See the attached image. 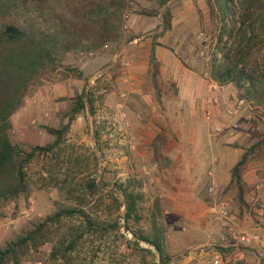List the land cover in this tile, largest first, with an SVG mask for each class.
<instances>
[{
	"label": "rangeland",
	"instance_id": "1",
	"mask_svg": "<svg viewBox=\"0 0 264 264\" xmlns=\"http://www.w3.org/2000/svg\"><path fill=\"white\" fill-rule=\"evenodd\" d=\"M233 2L237 7L238 0ZM76 6V0L69 2L68 10L74 11ZM166 7L172 13L169 31L164 30L161 15L142 14L154 10V4L138 1L130 4L119 24L112 25L115 28L107 34L108 38L99 41L94 39L98 26L91 25L92 33H88L87 28H82L86 19L77 15L73 24L83 29L82 37L78 46L68 52L64 68L76 69L81 77L64 78L59 73L47 76L38 91L12 116L10 135L14 143L44 146L55 139L46 127L60 129L67 122L63 114L77 95L87 92L94 99L93 109L87 108L71 123L62 142L59 169L48 173L49 159L33 160L29 176L34 191L28 200L21 198L1 211L0 247L58 207L73 205L68 189H75L79 195L93 179L106 183V187L96 197L89 198L86 209L100 225H114L104 236L88 239L73 254L70 263L52 259L53 244L49 243L23 264H160L157 252L149 244L140 242L142 248L152 250L155 255L135 250L133 234L125 228L124 206L118 210L111 203L108 190L122 184L134 186L144 196L139 205L141 220L134 223V229L151 235L155 216L157 227L166 230L172 264H183L189 257L196 260L191 259L188 264H195L200 260L201 249L217 250L200 240L220 232L213 229L211 222L206 228H199L197 223L181 224L182 210L177 197L180 183L175 180L176 176L181 177V169L175 149L187 142V120L193 117L199 122L196 132L201 133L200 145L206 136L224 137L220 144L230 146L233 153H238L234 143L250 147L264 136V119L238 116L235 140H230L226 132L217 135L212 131L205 116L207 81L211 67L222 57L223 48L231 45L228 42L231 26L225 24L217 5H210L208 0H173ZM87 36L93 37L87 39ZM259 40L264 41V35L254 41ZM92 42L96 45L92 46ZM153 48L156 75L150 63ZM247 66L264 69V46L257 45ZM178 67L181 70L176 73ZM177 81L187 87L184 102L180 104L174 97L178 94ZM137 88L141 94H137ZM212 116L219 125L230 122L225 106L214 107ZM157 152L161 158L156 156ZM261 192L263 196L251 206L254 203L252 208L261 210L264 218V188ZM235 194L237 198L236 189ZM222 196L229 200L232 197L229 189ZM200 210L210 216L208 205ZM251 213L253 221L256 218ZM263 222L264 219L258 223ZM74 223L79 222H66L63 230ZM262 228L263 232L257 234L264 243V225ZM258 258L264 264V258Z\"/></svg>",
	"mask_w": 264,
	"mask_h": 264
},
{
	"label": "trees",
	"instance_id": "2",
	"mask_svg": "<svg viewBox=\"0 0 264 264\" xmlns=\"http://www.w3.org/2000/svg\"><path fill=\"white\" fill-rule=\"evenodd\" d=\"M72 1L0 0V214L9 204L17 203L21 198L28 200L32 195L34 188L30 183L29 170L34 159H49L48 173H55L59 169L62 142L71 123L87 108L93 109L92 94L82 92L64 112L63 119L67 122L60 129L46 127L47 132L55 137L53 142L41 146L17 144L11 139L12 116L27 98L38 91L47 76L59 73L64 78L81 77L76 69L64 68V62L68 52L78 46L83 26L88 33H92L91 25L98 26L95 41L108 38L107 34L115 28L112 25L120 23L130 4L145 1L156 8L142 14L151 17L161 15L164 30L169 31L172 27V13L166 6L173 0H76L77 6L74 11H70L68 7ZM208 2L217 5L225 24L231 26L228 32L231 45L223 48L221 59L211 67V78L220 84H232L243 97L263 104L264 69H251L247 61L257 45L264 46L263 40L254 41L264 35V0H238L237 7L233 0ZM77 15L86 19L81 29L73 24ZM95 45L92 42V46ZM155 62L153 48L150 63L156 75ZM233 147L242 149L243 153L231 169V181L227 189H236V200L241 206H246L248 186L243 176L250 164L264 160V136L250 147H242L237 143ZM156 156L162 157L158 152ZM105 187L106 183L93 179L87 182L79 195H76L75 189L69 188L67 194L74 204L58 207L52 214L32 223L22 234L0 247V264H23L49 243L53 244L52 259L70 263L73 254L88 239L92 236L102 237L108 228L114 227L111 224L107 227L100 225L86 209L89 198L96 197ZM108 192L112 205H116L118 210L121 205L125 208V228L133 234L135 250L155 255L152 250L141 247L140 242H145L155 249L160 264H172L167 250L166 230L157 227L155 216L151 235L134 229V223L141 220L139 205L143 202V194L130 184L115 185ZM156 206L158 208V204ZM74 221L79 223L63 230L66 222ZM218 249L221 253L226 251L223 247Z\"/></svg>",
	"mask_w": 264,
	"mask_h": 264
},
{
	"label": "crops",
	"instance_id": "3",
	"mask_svg": "<svg viewBox=\"0 0 264 264\" xmlns=\"http://www.w3.org/2000/svg\"><path fill=\"white\" fill-rule=\"evenodd\" d=\"M177 68V67H176ZM180 67L176 69V73H179ZM180 81L175 83L177 88V95L175 94L178 104L184 102L185 93L187 87ZM137 94H141V89H136ZM205 99V98H204ZM243 118V117H240ZM246 119V118H245ZM237 118L235 119V121ZM187 127V142L180 147L175 149L177 154V163L180 164L181 177L176 176V179L180 184V189L177 191V197L180 199V209L182 210L181 218L182 225H196L199 228L208 227L210 222L213 224L214 230H219L218 226L213 223L211 217L204 214L201 211V207L204 205H209L210 199L207 197V186L209 183L208 172L210 170L214 171V179L220 186L222 192L228 188L231 181V169L238 161L239 157L242 155V149H236L238 153H233L230 146L224 147L220 144L224 140V137L211 138L209 136L205 137L204 144L200 145L201 133L197 134L196 125L199 124L196 119L188 121ZM214 124H217L214 122ZM204 138V136H203ZM238 138H231L230 140H235ZM235 155V158H234ZM214 159L218 161L215 163ZM244 181L248 186V194L246 196L247 207L241 206L236 200L235 189H230L231 193L230 201L232 202L233 209L238 212L240 218L241 232L246 235L257 234L263 232V223H258L263 221V212L259 209L252 208L251 203L259 200L262 195V188H264V160L260 162H254L248 166L244 173ZM177 182V183H178ZM250 207V208H249ZM251 211L254 212L253 218L260 221H252ZM200 240L206 242V244L215 246L217 250H212L209 252L220 251L218 247L226 248L224 245L220 244L214 236L201 237ZM241 246L238 248H226L222 254L231 260L233 264H260L261 258H264V243L257 241L254 242H241ZM221 252V251H220ZM191 259L195 257H189V261L183 264H188ZM228 264V263H227ZM230 264V263H229Z\"/></svg>",
	"mask_w": 264,
	"mask_h": 264
},
{
	"label": "built area",
	"instance_id": "4",
	"mask_svg": "<svg viewBox=\"0 0 264 264\" xmlns=\"http://www.w3.org/2000/svg\"><path fill=\"white\" fill-rule=\"evenodd\" d=\"M89 55L93 56V53H89ZM204 105L206 107V119L211 125L212 131L217 135L226 132L229 137H235L239 129V124L235 121L238 116H244L249 120L253 117L264 119V103L258 104L253 100L247 99L232 84H220L211 77H208ZM220 105L225 106L227 115L230 118V122L227 125L214 124L212 109ZM217 161V159H214L215 163ZM208 178L207 197L210 199L208 207L212 221L220 230L218 235H216L218 242L226 248H236L243 241L262 243L259 234H251L249 236L241 232L239 215L233 209L232 202L222 196V190L214 179L213 170L208 172ZM199 257L200 260L195 262V264H233L231 260H227L218 251L209 254V252L201 249Z\"/></svg>",
	"mask_w": 264,
	"mask_h": 264
}]
</instances>
